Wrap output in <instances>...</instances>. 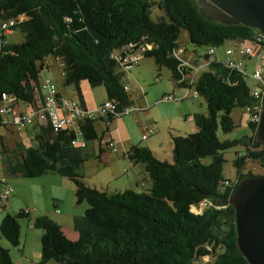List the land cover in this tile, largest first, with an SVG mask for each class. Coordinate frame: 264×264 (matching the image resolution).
Returning <instances> with one entry per match:
<instances>
[{"label":"trees","instance_id":"trees-1","mask_svg":"<svg viewBox=\"0 0 264 264\" xmlns=\"http://www.w3.org/2000/svg\"><path fill=\"white\" fill-rule=\"evenodd\" d=\"M153 6L163 11L156 20ZM20 17L13 31L23 32L21 43L9 42L8 33L1 32L0 106L4 93L32 106L45 59L53 56L63 62L65 85L78 91L84 80L91 87L104 86L119 112L133 103L122 82L126 70L113 54L127 46L133 50L145 46L144 56L154 59L158 71L168 68L181 86L193 88L205 99L208 111L198 120L195 132L173 136L172 160L158 158L143 144L123 152L145 165L149 185L142 191L128 188L109 193L88 185L81 172L88 144L73 143L78 132L70 127L54 132L49 124L35 125L33 145L22 151L20 160L8 162L7 170L23 177L62 174L75 184L77 203L88 204L84 214L75 217L76 240L49 215L34 218V226L44 230L38 264L50 260L61 264H250L237 243L230 197L245 177L261 175L245 168L249 161L264 166V143L256 139L258 122L251 119L252 135L220 140L217 132L218 126L231 132L236 127L233 110L256 102L246 80L252 76L245 65L243 70L228 67L226 58L220 60L209 50L226 41L252 45L260 31L210 18L197 0H0V25ZM183 30L189 43L205 49L193 48L199 55L194 61L214 58L194 80L192 69L180 66L174 55L181 47ZM105 118L113 120L115 115ZM97 120H86L80 127L87 143L100 139ZM2 124L6 123L0 114ZM238 144L242 150L235 152L233 161L237 177L231 181L222 173L224 153ZM207 157H211L208 163ZM30 215L22 209L3 217L0 233L13 246L21 244L20 219ZM0 264H16L1 243Z\"/></svg>","mask_w":264,"mask_h":264},{"label":"rangeland","instance_id":"rangeland-1","mask_svg":"<svg viewBox=\"0 0 264 264\" xmlns=\"http://www.w3.org/2000/svg\"><path fill=\"white\" fill-rule=\"evenodd\" d=\"M163 11L160 10L158 7L153 6L152 8V18L156 20L158 16L162 15ZM11 43H21L24 39L23 32L20 29L14 30L11 35L9 36ZM1 39V38H0ZM180 43L181 45H185L188 49H200L205 50L201 46H195L191 43H189L188 38V32L186 30H183L180 36ZM233 43L231 41H226L222 45L216 47L215 49V55L220 60H224L226 58L225 50L226 45ZM45 61H48L51 64V67H44V69L41 70V84H45L48 80L54 82L56 86L59 88L62 87L61 83V77H64L63 74V67L58 59H56L53 56H49L45 59ZM264 62V60H262ZM255 60L253 63H250L248 66V74L252 72L256 66H254ZM160 71V72H159ZM158 71L157 65L153 58L151 57H142L138 65H134L129 73L127 75L125 74L122 77V82L126 81V77H130V81L132 82V88L133 91H138L141 88L144 87V92H149V95L147 97L142 96V101L149 100V107L155 103V106L153 105V108H148L146 111H141L134 109L133 112L130 114H125L123 116H118V120L120 121L119 128L115 127V129L112 130L114 142L118 146L119 150H117V153H123L125 151V148L129 149V142L131 144H136L139 140L142 139V136L145 135V137L149 134L146 130H141L140 126L137 124V116L142 115L143 116V122L149 126L152 127L154 125V121H158L159 125L161 126V132L158 135L159 138L166 139L168 128L166 126V114L167 112H163V105L165 102L161 100V89H172L174 88L173 81L171 80V72L168 68L162 67ZM53 74L56 77V80L53 78ZM159 74L158 80H156L155 76ZM44 78V79H43ZM138 80V81H137ZM246 80L250 87H254L256 82L251 77H246ZM147 83H144V82ZM83 84L87 85V87L90 89L91 92L89 94L93 96L96 99L105 98L106 96V90L104 86H97V87H91L90 84L84 80L82 81ZM173 85V86H172ZM131 86V84H130ZM143 86V87H142ZM57 87V88H58ZM191 101H195L197 105L200 103L203 107H207L205 99L199 95L197 98H189ZM174 102V101H172ZM21 104L24 106L26 103L24 101H21ZM133 106V105H132ZM233 118L236 122V127L231 132H223L218 126V137L220 140H237L241 139L245 136L252 135L253 131L249 125L250 119H251V111L248 108H242V107H236L233 110ZM183 120V119H182ZM180 120V121H182ZM99 126V125H98ZM103 125H101V128ZM98 130L100 131V127H98ZM101 132V131H100ZM195 132V131H194ZM35 129L33 125H27L23 127H17L12 124H2L0 125V177L5 176L7 178V184H9L14 189V195L12 196L15 199V205L21 206L22 204H28L26 209H32L33 214L35 215H41V214H47L52 219L54 213H56L55 210V202L53 194H59L61 196H64V199L66 201V205H72L69 202L68 197V190L71 191L72 188H74L75 191V184L66 176H63L62 174L58 173H45L39 176L34 177H23V176H15L10 175L5 170V165L8 164L7 159L11 162H17L20 160V157L17 156V150L20 145H22V150L24 151L25 148H28L33 145L34 141V134ZM191 133V132H189ZM188 134V133H186ZM167 140V139H166ZM98 139L97 140H91L88 141V147L85 149V154L87 155V160L84 162L83 167L81 168V172L84 175V181L92 186L96 187L98 189L105 190L109 193L115 192V191H123L126 189V187L120 185V181L125 178V173L122 175L123 178L120 180H114L112 181V184L110 187H107V180L110 178V173L113 170V166H107L105 164H102L99 162V160L95 157H93V150L95 148V152H97L98 147ZM145 141V140H144ZM143 141V142H144ZM142 141L138 142V144ZM125 147V148H124ZM6 148V150H5ZM242 150V146L240 144L232 147L231 149L225 151L224 157L226 161L224 162L223 166V176L231 181H234L237 177V170L233 163L235 159V152ZM172 160V159H171ZM205 162H210L211 157H207ZM252 171L255 174H264V166L259 162H252L249 161L246 165L245 172ZM1 187V185H0ZM115 187L118 188L115 190ZM115 190V191H114ZM137 191L144 190L138 187L136 189ZM25 197V200L23 197ZM76 197V196H75ZM25 202V203H23ZM77 203V201H76ZM0 224L2 222L1 219L5 216L7 212H10V206H4V202L0 200ZM76 210L79 212H83L84 214V207H88V204L86 201L82 203H77L74 205ZM73 206V207H74ZM26 207V206H25ZM19 208V207H17ZM15 208V211H11L12 214H17L21 209ZM25 209V208H22ZM71 208H67L64 210V217L67 219V222L72 224L73 220H71V215L73 214ZM32 220L28 217H24L20 219L21 223V240L25 238L26 232L29 233V240L28 244L26 246V252L28 254L32 253L33 248H35L38 252V258H40V261L42 259V245H41V236L44 232L41 228H35L33 226L32 229H28V224L31 223ZM74 226H75V220H74ZM35 230L37 235H35L32 231ZM0 236L5 241L8 247H13L16 250V253L18 255H21V251L19 249L22 248V244L19 246H13L7 238H5L1 233ZM2 245V244H1ZM7 247V248H8ZM209 258H204V261H208ZM55 264H61L55 260H50Z\"/></svg>","mask_w":264,"mask_h":264},{"label":"crops","instance_id":"crops-1","mask_svg":"<svg viewBox=\"0 0 264 264\" xmlns=\"http://www.w3.org/2000/svg\"><path fill=\"white\" fill-rule=\"evenodd\" d=\"M11 33H8V35H7L9 42H10L9 36L11 35ZM232 45H234V42L226 45V48H228ZM181 47L185 48L186 55H188V53L192 54L194 59L199 57V55L195 51H193V49H188L185 45H181ZM200 53H202V52H200ZM241 60L243 61V64L246 66V69H248V66L250 65V63H253L254 60H255L254 66H256V67L261 66L264 69V62H262V60H264V57H256V56L249 57V56H247V57L241 58ZM138 63L135 65H138ZM133 66H131L127 71H125L126 75H127V73H129L131 71ZM45 67L50 68L51 64L48 61H46ZM171 74H172V72H171ZM159 77H160L159 74H157L155 76L156 80H158ZM53 78L56 80V77L54 76V74H53ZM171 78H172L171 80L173 81V84H174V88H172V89H170V88L169 89H161V97L163 95H166V94H171L175 97V99L172 100L174 102L163 101V102H165V104L163 105V112L168 113V115L166 114V116H167L166 126L168 128V131H167L168 137L166 138L167 140L164 138L163 139L159 138V136H158L161 132V126L159 125L158 121H154V125L152 127H149L143 122L144 120L142 119L143 118L142 115L137 116V120H136V122L140 126L141 130H146L149 133L146 137H145V135H143L142 139L139 140L138 142L142 141L141 143H143V145L148 146L153 151V153L158 158H160L162 160H171L172 159V156H173L172 138H173V136L185 135L186 133L196 131L198 120L202 116H206L208 113L207 107H203L201 103L199 105H197L195 101L189 100V98H191V97H190V95H188V91H187L186 87L181 86L180 82L173 75H171ZM61 80H62L61 81L62 87L59 88L57 86L58 92L66 98H72V99L80 100L82 105L85 106L86 108H95L108 99L107 94L105 95L106 96L105 98H101V99L94 98L93 96H91L89 94V92H91L90 89L87 87V85L83 84L82 82L80 83V91H78V90L74 89L73 86L65 85L64 84V77H61ZM123 83H124L125 87H128L127 91L130 94V98H131V101L133 103L132 104L133 106L142 107L144 109L143 111H146L148 108L152 109L153 105L155 106V103H153L149 107V104H148L149 100H147V102H146V100L142 101V96L147 97L149 95V92H144L143 86H142L143 88H141L140 90L133 91L132 82L130 81V77H128V76L126 77V81H124ZM144 83H147V82L145 81ZM130 84H131V86H130ZM198 97H199V95L197 96V98ZM25 107H26V104L23 106V108H25ZM30 109H31V107L25 108L24 110L26 112H29ZM119 118L115 117L113 120H111L110 118H104L102 120L95 121V128H96V130L100 136V139L98 141L97 152H95V148H94L92 155H93V157L97 158L100 163L105 164L107 166H113V170L110 173V178H108V180H107V187L111 186L112 181L118 180V179L120 180L121 178H123L122 175H124V173H125V178L120 181L121 186L126 187V189L132 188V189L136 190L138 187H140L141 189L142 188L144 189L145 187H148V185H149L148 173L146 171L145 165L140 163V162H134V161L130 160L129 158H127L126 156H124L123 153H121V154L117 153L118 151H113L112 148L106 146V140L110 139V140H112V142H113L114 146L117 148V150H119L118 146L114 142V137H113V133H112V130L115 129V127L119 128V125H120V121L118 120ZM180 120H182V121H180ZM31 125H33L34 127H35V125L37 127L39 126L37 123L31 124ZM101 125H103L102 126L103 128H101ZM98 127H100L101 132L98 130ZM138 142L136 144H138ZM129 143H130L129 147L134 145V144H131V142H129ZM87 147H88V145H87ZM126 149L127 148H125V150ZM22 151H23L22 145H20L18 150H17V153H16L17 156L21 157ZM7 161L11 162L9 160V158L7 159ZM7 165H5V170L7 171L8 174L12 175L7 170ZM0 185H1L0 191L6 185H9V184H7V178L5 176L0 177ZM117 189L118 188L115 187V190H117ZM13 195H14V192L10 195V197L7 200L2 201V202H4V206L5 205L10 206V212L15 211V208H17V207H19L17 209H21V210H22V208L26 209L28 207L27 206L28 204H26V205L22 204L21 206L15 205L14 204L15 199L12 197ZM52 197H54L53 199H54L55 206H56L57 210H55L56 213H54L51 216L53 217V219L55 221H57L62 226L64 233L70 239H72V240L78 239L79 232L76 230V228L74 226V220H75V217L81 216L83 212H79V210L77 211L75 206H74L75 204H77L74 188H72L71 191L68 190V197L70 199L69 202H70V204L73 203L72 205H66V201L64 199V196H61L59 194H53ZM23 198L25 200V197H23ZM25 202H26V200H25ZM25 202H23V203H25ZM67 208L72 209V210H70L73 213L70 217L71 220H73L72 224L68 223L67 219H65V217L63 216L64 210ZM85 210H86V207H84V212H85ZM37 216L38 215H36V214L34 215L32 213V215H30L28 217L29 219L32 220V222L28 224V229H32L31 226L35 227L33 220ZM30 232L29 231L26 232L25 238L23 240H21L22 248L19 249L21 251V255H18L16 253V250L12 246L8 247L7 244L5 243V241L2 239V237H0V243L2 244V246L6 247V248L8 247L10 254H11V257H12V260L16 264H38V262H40V258H38V252L35 248H33L31 254H28L26 252V246L28 244ZM32 232L35 235H37L35 230H33ZM47 264H55V263H53L52 261H49Z\"/></svg>","mask_w":264,"mask_h":264},{"label":"built area","instance_id":"built-area-1","mask_svg":"<svg viewBox=\"0 0 264 264\" xmlns=\"http://www.w3.org/2000/svg\"><path fill=\"white\" fill-rule=\"evenodd\" d=\"M23 19L19 20L11 19L3 21L0 25V38L1 32L11 33L13 27ZM2 45V38L0 39V49ZM145 46L138 50H133L131 46L125 47L122 51L114 53L113 57H118L121 65L127 71L131 66L140 62L144 57ZM211 55H214L215 49L209 50ZM226 59L225 63L228 67L243 70V61L241 58L247 56L257 55V57H264V34H260L256 37V42L252 45L238 42L234 46H230L225 50ZM179 60L182 67H188L192 69L193 80L197 77L198 73L207 68L211 61L214 59H202L200 62L194 61L193 55H186L184 47H180L174 54ZM63 67L62 60L59 59ZM252 78L256 84L252 89V94L256 98V102L248 107L251 111V120L259 122L262 113L261 100L264 95V69L261 66L256 67L251 72ZM128 87H125L127 90ZM188 95L197 97L198 93L191 87H186ZM175 97L171 94H166L161 97L162 101H172ZM31 107L29 112L24 109ZM23 108L21 101L16 99L13 95L4 93L2 96V104L0 106V114L5 118L6 124H12L17 127H23L37 123L38 125H50L54 132H58L60 129L70 127L78 132L77 138L73 140L74 144L86 146L87 142L83 140V135L80 134V127L86 120H96L107 117L110 114H114L115 117L121 115H127L134 111V109L143 111L144 109L139 106H125L121 111H117V104L113 100L107 99L102 104L95 108L84 107L80 100L66 98L62 96L57 89L54 82L48 80L45 84H41L40 88L36 87L34 92V104L32 106L26 103V107ZM106 146L117 151L112 140H106ZM14 192V189L10 185H6L0 191V200H7ZM28 213H33L32 209H25Z\"/></svg>","mask_w":264,"mask_h":264},{"label":"water","instance_id":"water-1","mask_svg":"<svg viewBox=\"0 0 264 264\" xmlns=\"http://www.w3.org/2000/svg\"><path fill=\"white\" fill-rule=\"evenodd\" d=\"M201 11L224 24H243L264 34V0H197ZM256 139L264 143V95ZM237 243L250 264H264V174L245 177L234 189Z\"/></svg>","mask_w":264,"mask_h":264}]
</instances>
